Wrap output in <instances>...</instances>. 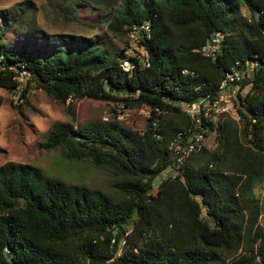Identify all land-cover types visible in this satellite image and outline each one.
Here are the masks:
<instances>
[{"label": "trees", "instance_id": "trees-1", "mask_svg": "<svg viewBox=\"0 0 264 264\" xmlns=\"http://www.w3.org/2000/svg\"><path fill=\"white\" fill-rule=\"evenodd\" d=\"M89 1L110 8L103 20L109 34L138 32L143 59L108 48L103 36L42 29L32 37L51 40V53L6 51L5 33L31 10L30 1L20 2L13 13L0 11V88L16 90L13 67L22 63L29 72L23 103L42 89L64 105L92 98L146 106L147 127L132 131L117 119L75 126L70 102L71 121L55 125L40 144L118 174V197L31 164L0 165V264H264L263 207L255 194L264 181V0ZM58 5L74 14L71 0ZM215 32L224 40L212 60L199 48ZM235 69L246 71L231 86L238 120L203 119L202 134H215V148L202 145L177 162L180 153L169 145L178 141L184 150L193 127L182 105L213 99Z\"/></svg>", "mask_w": 264, "mask_h": 264}, {"label": "rangeland", "instance_id": "rangeland-1", "mask_svg": "<svg viewBox=\"0 0 264 264\" xmlns=\"http://www.w3.org/2000/svg\"><path fill=\"white\" fill-rule=\"evenodd\" d=\"M25 1L31 2V10L28 14H22V17L5 33L6 51L36 49L43 54L51 53L54 50L51 40H36L32 37L35 31L42 29L50 35L69 34L89 38L103 36L106 46L110 49L125 47L128 54L135 56L139 54L142 59L145 56L144 51L137 46V31L120 38L107 32L103 20L110 11L109 7L104 10L89 0H71L75 8L74 14L71 15L67 10L69 5L62 7L58 5L62 0H0V11L12 10L13 13L19 8L18 4ZM3 24L0 18V27ZM16 98V92L0 88V165L8 161L31 164L37 166L43 175L58 177L69 184L99 188L114 197L119 196L112 187L119 179V175L112 170L97 169L86 160H66L60 148L40 147L55 125L71 121L67 112V106L71 101H67L65 105L61 104L42 89L31 90L28 104ZM71 104L75 114V126L117 119L126 129L141 132L147 127L150 116V109L146 106L126 108L121 104L92 98L75 100ZM262 137L264 139V129ZM203 144L209 150L214 149L215 134H209ZM170 171L171 169L167 168L156 178L155 189L158 186L157 181L166 178ZM255 194L263 207L260 219L263 221L264 181L256 186ZM240 252L244 253L241 249L238 253ZM225 261L229 264V258Z\"/></svg>", "mask_w": 264, "mask_h": 264}, {"label": "built area", "instance_id": "built-area-1", "mask_svg": "<svg viewBox=\"0 0 264 264\" xmlns=\"http://www.w3.org/2000/svg\"><path fill=\"white\" fill-rule=\"evenodd\" d=\"M223 40L224 34L221 32H215L206 41V43L199 48L200 54L214 60L220 50L221 42ZM1 60L2 56H0V69L3 68ZM16 64L14 65L13 70L16 73L15 79L19 82V84L14 92L17 93V98L22 101L20 99V90L25 81L28 79L29 72L25 69L22 63ZM253 66L254 64L250 63V66L248 65L245 70L247 71ZM123 67L126 69L129 67L127 61L123 62ZM246 71L244 72L242 70L235 69L226 72L219 85L218 94L213 99L203 98L195 103L183 105L182 110L190 117L193 127L192 129L189 128L187 130V132L190 133L191 138H187V142L184 145L185 149L182 150L183 153H181V146L178 141H172L169 145V149L172 150L173 153H180L177 158V162H182L185 155L192 150H197L203 145L204 136L201 130L203 119L213 122L222 115H231L233 118L238 119L235 105V101L237 99V89L232 88L231 86L233 83L240 81L245 76ZM187 72V70H183V73ZM152 125L156 126V122L153 121ZM181 134L182 132L178 133L179 138L181 137Z\"/></svg>", "mask_w": 264, "mask_h": 264}, {"label": "clouds", "instance_id": "clouds-1", "mask_svg": "<svg viewBox=\"0 0 264 264\" xmlns=\"http://www.w3.org/2000/svg\"><path fill=\"white\" fill-rule=\"evenodd\" d=\"M198 101H199V100H198ZM194 103H195V102H194ZM183 105H184V104H183ZM183 105H182V107H183ZM187 105H188V104H187ZM182 107H181V109H182ZM182 111H183V110H182ZM183 112H184V111H183ZM184 113H185V112H184ZM185 114H186V113H185ZM186 115H187V114H186ZM187 116H188V115H187ZM222 116H225V115H222ZM222 116H221V117H222ZM188 117H189V116H188ZM189 118H190V117H189ZM232 118H233V117H232ZM218 119H220V118H218ZM218 119H217V120H218ZM233 119H235V118H233ZM190 120H191V119H190ZM217 120H216V121H217ZM236 120H238V119H236ZM216 121H213V122H216ZM191 123H192V121H191ZM205 139H206V138L204 137V140H205ZM204 140H203V142H204ZM203 145H204V144H203ZM169 168H170V167H169Z\"/></svg>", "mask_w": 264, "mask_h": 264}]
</instances>
